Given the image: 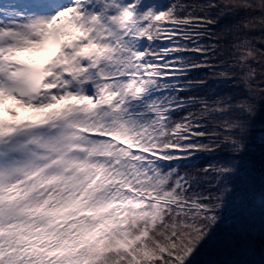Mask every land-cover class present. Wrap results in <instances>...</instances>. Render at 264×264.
<instances>
[{
	"label": "snow or ice",
	"instance_id": "6c2138e0",
	"mask_svg": "<svg viewBox=\"0 0 264 264\" xmlns=\"http://www.w3.org/2000/svg\"><path fill=\"white\" fill-rule=\"evenodd\" d=\"M214 9L259 10L233 29L264 28V0H205L186 15L149 0H0V264H199L224 242L235 187L189 195L172 166L219 146L191 113L173 119L192 103L180 81L202 67L189 57L215 54L199 43ZM235 47L233 67H249L252 40ZM235 107L223 140L233 156L257 114ZM232 164L209 168L228 177Z\"/></svg>",
	"mask_w": 264,
	"mask_h": 264
},
{
	"label": "trees",
	"instance_id": "16d2710c",
	"mask_svg": "<svg viewBox=\"0 0 264 264\" xmlns=\"http://www.w3.org/2000/svg\"><path fill=\"white\" fill-rule=\"evenodd\" d=\"M167 2L177 5V12L186 15L197 11V5L205 0ZM217 12L214 9L209 13L217 23L210 26L199 41L202 46L215 49V54L189 57L201 63L202 67L189 72L180 81L181 84H191L182 96L192 103L173 119L180 120L191 113L195 117L194 128L199 121L201 128L206 127L209 133L219 134V146L216 151L197 152L173 162L172 166L192 184L189 195H217L223 187L221 181L227 182L230 188L235 187L230 208L218 229L224 242L210 246L198 256L199 264H231L238 260L261 264L264 261V28L257 25L252 30L233 29V25L242 17H259V10H241L237 15H217ZM242 38L251 39L255 49V58L249 59V67L243 70L233 67L238 59L235 45ZM159 44L171 46L167 40H161ZM249 70H254L251 77L246 76ZM201 81H207L206 86H202ZM203 100L208 101L209 108L215 107L212 101H222L221 107L228 105L230 111L222 115L209 112L201 103ZM244 101L253 105L257 114L251 119L248 151L233 156L231 146L223 143V140L232 134L227 124L240 114L235 106ZM197 139L212 144L215 137ZM229 158L233 160L235 175L222 177L214 168H209Z\"/></svg>",
	"mask_w": 264,
	"mask_h": 264
}]
</instances>
